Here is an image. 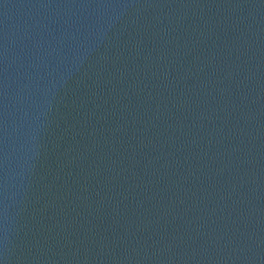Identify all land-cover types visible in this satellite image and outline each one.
I'll use <instances>...</instances> for the list:
<instances>
[{
    "label": "water",
    "instance_id": "water-1",
    "mask_svg": "<svg viewBox=\"0 0 264 264\" xmlns=\"http://www.w3.org/2000/svg\"><path fill=\"white\" fill-rule=\"evenodd\" d=\"M0 264H264V0H15Z\"/></svg>",
    "mask_w": 264,
    "mask_h": 264
}]
</instances>
